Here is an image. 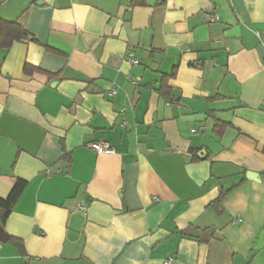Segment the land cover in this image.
<instances>
[{"label": "crops", "instance_id": "0c3cea01", "mask_svg": "<svg viewBox=\"0 0 264 264\" xmlns=\"http://www.w3.org/2000/svg\"><path fill=\"white\" fill-rule=\"evenodd\" d=\"M0 20L32 38L0 52V197L27 182L0 264H264V0H0Z\"/></svg>", "mask_w": 264, "mask_h": 264}, {"label": "trees", "instance_id": "16d2710c", "mask_svg": "<svg viewBox=\"0 0 264 264\" xmlns=\"http://www.w3.org/2000/svg\"><path fill=\"white\" fill-rule=\"evenodd\" d=\"M28 31L23 27L15 24V23H7L0 20V52L2 50H9L15 42H19L22 40H31ZM1 58H0V67H1ZM30 69L27 68V71ZM175 73L170 77H174ZM167 79V77H164ZM197 160V158L195 159ZM27 187V182L22 179H18L7 198L0 197V231L4 230L5 223L13 210L14 205L21 197L23 192ZM228 192H222L220 194L218 202H220Z\"/></svg>", "mask_w": 264, "mask_h": 264}, {"label": "built area", "instance_id": "2783aa9c", "mask_svg": "<svg viewBox=\"0 0 264 264\" xmlns=\"http://www.w3.org/2000/svg\"><path fill=\"white\" fill-rule=\"evenodd\" d=\"M215 22L218 21L217 17H214L213 19ZM258 36L264 40V31L262 32H258ZM130 63L133 64H137V61L133 58H131ZM116 91L112 90L111 91V95H115ZM192 133H196V130H192ZM90 148L96 152L97 154H107V155H111L115 152L114 148L110 145V143L108 142H98V143H93L92 145H90ZM78 210L83 211L86 214L85 208L81 205L78 207ZM175 260L173 258L167 259L166 261H164L163 264H174Z\"/></svg>", "mask_w": 264, "mask_h": 264}]
</instances>
